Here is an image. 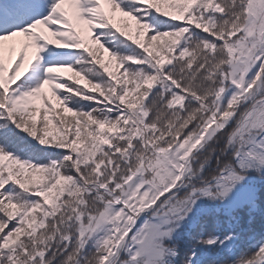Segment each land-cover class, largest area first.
Here are the masks:
<instances>
[{
	"label": "snow or ice",
	"instance_id": "6c2138e0",
	"mask_svg": "<svg viewBox=\"0 0 264 264\" xmlns=\"http://www.w3.org/2000/svg\"><path fill=\"white\" fill-rule=\"evenodd\" d=\"M0 264H264V0H0Z\"/></svg>",
	"mask_w": 264,
	"mask_h": 264
},
{
	"label": "trees",
	"instance_id": "16d2710c",
	"mask_svg": "<svg viewBox=\"0 0 264 264\" xmlns=\"http://www.w3.org/2000/svg\"><path fill=\"white\" fill-rule=\"evenodd\" d=\"M101 56H102V59H104L105 61H107V59H108V56H107V53L106 52H103V51H101ZM61 75L62 76H65V77H68V76H73V73L72 72H70V71H62L61 72ZM74 79H77V80H79L80 78L79 77H74ZM71 82V81H70ZM80 83L81 84H83V81L82 80H80ZM57 107H59V105H57ZM66 115H71L70 113H65Z\"/></svg>",
	"mask_w": 264,
	"mask_h": 264
}]
</instances>
